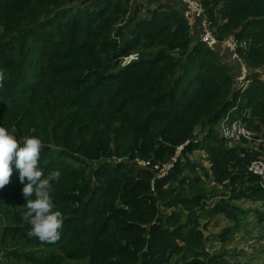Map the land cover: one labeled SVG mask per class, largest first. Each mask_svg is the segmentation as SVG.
<instances>
[{"label": "trees", "instance_id": "obj_1", "mask_svg": "<svg viewBox=\"0 0 264 264\" xmlns=\"http://www.w3.org/2000/svg\"><path fill=\"white\" fill-rule=\"evenodd\" d=\"M200 2L218 40L237 41L249 70L245 88L234 82L240 64L194 39L171 4L140 19L130 0H0V126L18 140L42 141L39 167L45 176L60 171L52 198L64 217L59 241L27 236L13 165L0 189V206L10 199L16 209L1 229L3 243L43 248L48 254L36 264H236L226 250L207 251L201 220H228L218 234L225 244L246 212L238 202L264 201L259 178L248 172L259 153L230 147L217 131L231 113L264 136V0ZM135 52L140 58L122 67ZM201 150L208 169L190 159ZM137 158L176 161L155 179L134 166ZM197 167L221 191L208 193ZM208 196L220 198L209 207Z\"/></svg>", "mask_w": 264, "mask_h": 264}, {"label": "rangeland", "instance_id": "obj_2", "mask_svg": "<svg viewBox=\"0 0 264 264\" xmlns=\"http://www.w3.org/2000/svg\"><path fill=\"white\" fill-rule=\"evenodd\" d=\"M172 2L177 3L182 7L181 0H170L168 4H173ZM151 8L152 5L149 4V2H144L142 4V7H140V10L143 9L146 14V12L151 10ZM146 16H148V14ZM119 28L120 26L118 25L115 31H117ZM113 36L117 38L115 32ZM221 55L224 56V52H221ZM228 55L230 54L228 53ZM261 73L264 76V68L261 70ZM234 82L238 84V81L235 77ZM0 104L3 105L6 104V102L0 100ZM255 121L256 120L252 122L255 123ZM250 124L251 126H249L248 124L247 125L252 128L253 124ZM195 133H197L198 138H202L200 128H198ZM259 135L264 138L263 134L259 133ZM190 159L197 166H203L206 169H208L210 165L207 161V154L202 150L195 152L193 155H191ZM193 173L201 175L203 177L205 181L204 188L208 191V193L212 192V190L221 191L220 188L216 189L211 180L205 178L206 176L204 175V171L200 167H197ZM190 174L191 173L189 172V175ZM209 197L210 196H208L205 201L208 199V206L212 207L219 200V198L218 196H215L213 198ZM251 203L253 202H238V204H240V206L245 209L246 212L244 215L239 216L241 225L238 230H234V238L231 241H227L225 244L216 241L218 240V234L229 227V223L227 222L228 220L218 217H212L210 219H202L201 222L202 224L208 223L207 231L205 232V235L208 239V248L209 243H212V245H214V242L222 243L227 248L239 251L237 253H233L237 255H229L231 256V260L236 258V261L239 264H264V222L259 224L258 220V217L260 215L259 212L264 211V201L255 203L253 205H248ZM173 210L174 209L169 208L168 213L172 212ZM257 210L259 212H255ZM15 211V206L10 199H6L0 206V245H2V247L0 246V264H36L37 259H41L48 254V252L43 248L29 246L21 239H10L5 243L1 241V229L3 225L10 223V219ZM231 225L232 227L234 226V224ZM215 247L219 248L220 244H216ZM210 248H212V246H210ZM228 258L230 259V257ZM232 263L236 262L233 261Z\"/></svg>", "mask_w": 264, "mask_h": 264}, {"label": "clouds", "instance_id": "obj_3", "mask_svg": "<svg viewBox=\"0 0 264 264\" xmlns=\"http://www.w3.org/2000/svg\"><path fill=\"white\" fill-rule=\"evenodd\" d=\"M3 73L0 72V77ZM42 141L35 136H22L19 140L14 132L0 126V189L10 183L13 165L19 171L23 185L22 206L26 209L22 219L29 225L28 237L40 242L55 243L60 240L64 224L61 211L56 210L52 198L53 182H59L61 173L53 169L46 176L39 167Z\"/></svg>", "mask_w": 264, "mask_h": 264}, {"label": "built area", "instance_id": "obj_4", "mask_svg": "<svg viewBox=\"0 0 264 264\" xmlns=\"http://www.w3.org/2000/svg\"><path fill=\"white\" fill-rule=\"evenodd\" d=\"M185 4V10L183 15L188 21L191 19H200L203 32L200 37V41L205 43L212 49L217 48L219 45L221 52L223 50L228 51L230 54V59L232 62L241 63L238 74L236 75V86L238 89H243L249 83L247 81V76L249 75V70L242 63L240 59L237 48L238 43L233 36L226 38L225 40L219 41L216 37V27L211 19L206 16V11L200 2V0H182ZM138 0H130V7H134ZM130 14V13H129ZM128 14V15H129ZM120 27L123 24H118ZM117 25V26H118ZM223 49V50H222ZM140 58V53L135 52L128 56H125L122 61V67H125L137 61ZM235 110V109H234ZM219 137L226 141L230 147L242 146L248 148L251 152H258L259 156L254 159L248 166V172L259 178L258 183L264 188V138L258 135V133L249 129L245 122L241 118L232 119L231 113L220 119L217 127ZM258 137V138H257ZM260 146L263 148L260 149ZM182 147L178 149V153L181 151ZM176 158L164 165H154L151 160L135 159L133 164L138 169L151 170L155 174V179H161L165 177L171 169L174 167V162ZM154 186V181L152 183Z\"/></svg>", "mask_w": 264, "mask_h": 264}, {"label": "crops", "instance_id": "obj_5", "mask_svg": "<svg viewBox=\"0 0 264 264\" xmlns=\"http://www.w3.org/2000/svg\"><path fill=\"white\" fill-rule=\"evenodd\" d=\"M140 1V2H139ZM169 1L170 0H138V2H137V4L132 8L131 7V10H134L135 8H138L139 9V14H138V18H145L146 17V15H147V12H146V14H145V12L143 11V9H141L140 10V7H142V4L144 3V2H149V4H151L152 5V8L151 9H154V8H156V7H158V6H160L161 4H165V3H169ZM182 1V0H181ZM173 4H171L172 6H174L176 9H178V10H180L182 13L184 12V10H185V4L183 3V1L181 2V4H182V7L181 6H179L177 3H174V2H172ZM147 9V8H146ZM189 25H190V27H191V30H192V35H193V37H194V39H197V40H200V37H201V34H202V32H203V29H202V26H201V22H200V19H191L190 21H189ZM125 34H126V38L128 37V32L127 31H125ZM223 50V49H222ZM223 52H224V56H223V58L225 59V61L227 62V64L229 65H232V61H231V59H230V55H228V51H224L223 50ZM238 70L239 69H235L234 71H235V73H238ZM234 77L236 78V75H234ZM200 130H201V128H200ZM201 139V138H200ZM220 188V187H219ZM228 195H229V193H228ZM220 198V197H219ZM256 203H259V202H256ZM253 204H255L254 202L253 203H251V204H248V205H253ZM238 205H240V204H238ZM228 222V221H227ZM216 242H220L219 240H217ZM216 244H220V247L219 248H216L215 247V245ZM208 245V244H207ZM210 246H212V248H210ZM207 251H209L212 255L213 254H221L222 252H223V250H226L227 252H228V255H237V254H233L234 252H239V251H236V250H234V249H231V248H227L226 246H224L222 243H215L214 242V245H212V243H209V248H208V246H207ZM242 253V252H241ZM227 257H230V261H234V262H236V264H239L237 261H236V258L235 259H233V260H231V256H227ZM234 257V256H233ZM240 257V256H239Z\"/></svg>", "mask_w": 264, "mask_h": 264}]
</instances>
